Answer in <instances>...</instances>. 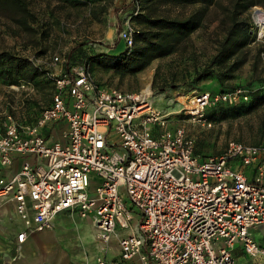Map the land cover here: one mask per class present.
Instances as JSON below:
<instances>
[{
  "label": "built area",
  "instance_id": "obj_1",
  "mask_svg": "<svg viewBox=\"0 0 264 264\" xmlns=\"http://www.w3.org/2000/svg\"><path fill=\"white\" fill-rule=\"evenodd\" d=\"M129 2L131 11L125 2L117 12L118 38L128 48L142 11L139 0ZM261 26L258 39L264 21ZM48 74L52 101L34 123L0 115V165L23 159L18 171L0 175V199L15 203L25 225L18 242L73 211L92 218L102 250L119 230L127 231L119 237L122 263L245 264L234 255L238 245L249 257L264 255L251 234L264 227V145L230 140L223 152L203 157L177 121L183 116L212 127L206 109L247 101L243 86L198 91L187 101L171 97L161 109L151 91L101 83L87 65ZM83 264L111 263L98 255Z\"/></svg>",
  "mask_w": 264,
  "mask_h": 264
},
{
  "label": "rangeland",
  "instance_id": "obj_2",
  "mask_svg": "<svg viewBox=\"0 0 264 264\" xmlns=\"http://www.w3.org/2000/svg\"><path fill=\"white\" fill-rule=\"evenodd\" d=\"M231 3L232 0H218L208 7L202 26L182 42L175 53L155 59L145 72L122 76L114 71L97 68L91 71L92 75L101 83L123 90L151 91L155 104L161 109L168 105V98L187 101L186 96L191 97L195 92L220 88L216 80L194 83L193 78L196 71L208 64L218 51L219 42L224 36L223 29L228 25V20L225 24L223 20L229 16ZM201 6L169 4L162 7L161 11L163 14L182 17ZM121 7L113 0L107 4L106 10L99 12L97 8L98 14L95 15L89 7L60 8L55 0H33L31 9L38 14V23L42 25L39 32H29L0 14V50L27 56L50 72L60 73L65 69V62L55 63V55L67 59L66 55H71L79 44L85 45L88 51L100 52L107 51V48L117 43L121 20L115 17ZM126 7L132 10L130 2ZM241 17L258 37L264 21V6L255 5ZM34 26L37 29L38 24ZM119 46L123 50L125 43L120 42ZM74 53L78 56V49ZM238 85L248 92L264 87V36L246 47L244 61L234 71V77L225 82V88ZM52 95V86L45 77H39L31 84L25 83L20 88L10 87L0 80V115L11 113L20 121L34 119L49 105ZM185 120L183 116L177 117L178 124H184L196 141L198 151L205 154L223 152L230 140L264 144V106L249 115L220 122L212 121V127H203ZM176 125V122L170 123L172 128ZM66 234L61 236L65 248L70 249L73 240L81 248H87L93 242L94 229L86 223L81 230H72Z\"/></svg>",
  "mask_w": 264,
  "mask_h": 264
},
{
  "label": "trees",
  "instance_id": "obj_3",
  "mask_svg": "<svg viewBox=\"0 0 264 264\" xmlns=\"http://www.w3.org/2000/svg\"><path fill=\"white\" fill-rule=\"evenodd\" d=\"M51 1V0H48ZM60 8L89 7L95 12L106 10L107 4L113 0H55ZM142 11L135 15L134 20L140 27L135 32L134 45L130 48L110 52L88 51L85 45L75 47L79 55L68 53L64 72L74 65H87L90 71L102 68L105 71H114L122 76L136 74L145 70L155 59L169 56L175 53L179 45L193 32L198 30L205 20L207 8L216 4L218 0H139ZM33 0H0V14L19 27L29 32H39L38 14L31 9ZM169 4H201V8L187 16H171L163 14L161 8ZM229 9L228 25L224 27V36L219 42V49L202 69L196 71L194 83L203 80H216L220 88L206 89L212 92L226 91L225 82L234 77V71L245 59V49L257 40L256 33L249 29L241 15L255 5H263L264 0H232ZM38 24L36 29L35 24ZM44 31L43 33H45ZM49 70L35 63L31 58L14 53L10 50H0V80L8 86L31 84L39 77H45L54 91L53 79L49 76ZM241 86V85H238ZM234 88V87H232ZM205 91V90H202ZM52 101V99H51ZM51 102L49 103V105ZM264 106V87L252 89L249 99L238 104L218 103L206 109V117L209 121L220 122L227 118H238L249 115ZM41 113V112H40ZM40 113L30 120H22L23 123H34ZM201 156H207L199 152Z\"/></svg>",
  "mask_w": 264,
  "mask_h": 264
},
{
  "label": "crops",
  "instance_id": "obj_4",
  "mask_svg": "<svg viewBox=\"0 0 264 264\" xmlns=\"http://www.w3.org/2000/svg\"><path fill=\"white\" fill-rule=\"evenodd\" d=\"M116 5L129 2V0H114ZM119 2V3H117ZM121 20V16L115 18ZM120 41L107 48V51L115 52L121 50ZM114 48V49H113ZM145 70L138 72L141 74ZM264 145V144H262ZM23 163L22 158H16L13 165L9 167L0 166V175L9 176L18 171ZM249 176L253 175V168H246ZM89 223L93 229V242L90 247L81 248L77 241L73 240V245L69 248L61 243V236L72 230H81L84 224ZM25 230L23 220L17 214L15 203L12 201H2L0 199V264H83L86 259L93 260L98 255H103L111 264H145L138 258L129 262L121 261V248L119 237L127 231L119 230L114 235L105 250L101 249V243L97 238V228L92 218H82L77 212L64 211L59 213L53 221V226L41 232H28L24 242H18V234ZM66 234V235H67ZM254 240L264 247V227L257 226L251 228ZM235 257L245 264H264V255L257 258L249 257L242 250L241 246L234 249Z\"/></svg>",
  "mask_w": 264,
  "mask_h": 264
}]
</instances>
